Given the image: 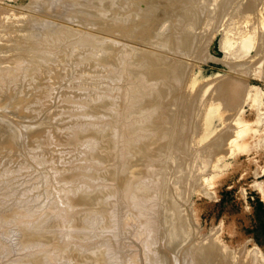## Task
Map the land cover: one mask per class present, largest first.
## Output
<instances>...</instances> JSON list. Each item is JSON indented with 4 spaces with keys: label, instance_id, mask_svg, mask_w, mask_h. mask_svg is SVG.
<instances>
[{
    "label": "bare ground",
    "instance_id": "obj_1",
    "mask_svg": "<svg viewBox=\"0 0 264 264\" xmlns=\"http://www.w3.org/2000/svg\"><path fill=\"white\" fill-rule=\"evenodd\" d=\"M242 2H19L36 11L30 20L0 4V264H253L195 240L180 183L196 181L188 168L203 173L246 147L237 139L252 129L243 105L253 87L235 75L216 80L234 124L203 143L221 111L213 94L204 98L212 82L188 72L196 31L224 19L220 45L241 33L248 49L253 36L244 57L264 61V0H245L253 14ZM129 152L140 163L126 164ZM112 170L127 179L114 182Z\"/></svg>",
    "mask_w": 264,
    "mask_h": 264
},
{
    "label": "rangeland",
    "instance_id": "obj_2",
    "mask_svg": "<svg viewBox=\"0 0 264 264\" xmlns=\"http://www.w3.org/2000/svg\"><path fill=\"white\" fill-rule=\"evenodd\" d=\"M19 2H22L25 5L29 2V0H0V4L3 6L2 8L4 9L5 6H9L8 8L13 9L10 10L12 13L16 12L18 14L17 15L15 13L17 17L19 15H23L26 18V11H28L27 13H34V15H37L35 10H30L28 7L22 10L23 8L19 6ZM2 8L0 9L1 11L3 10ZM240 8L245 9L244 11L248 14H253V10L246 9L245 0H243L241 3ZM42 12L40 14H42ZM30 14L28 15L27 19H29ZM45 15L49 16V14H42V17L46 18ZM56 17L57 16L52 15V17H47V19L55 21L56 24H54L57 26V21L60 20L61 22L59 23H62V19H58L61 18L59 16L57 18ZM29 20H26L25 22L22 21L21 24H23V27H25L23 30L30 28L29 26L32 25L33 22L30 21L31 25L28 26ZM224 20L219 23L213 22L208 27L206 26L200 28L201 30L203 29L205 34L203 31H200V29L196 31V37L201 39H197V41L199 40L201 42L196 41L197 49L193 51V55L191 54V56L188 57V72L197 75L198 85L201 83L205 84L212 82V85L208 89H202L204 98H209L214 92H216L215 89L217 88V79H228L230 78V75L243 78V81H246L250 87H253L251 89L252 95L250 94L249 96L250 100H245L247 102H245L243 105L246 111V116L249 119V122H251L250 127H252V129H250L248 133L245 134L246 136H240L237 139V141L241 139L238 142L246 144V147L239 149L237 148L236 150L234 149L232 154L226 155L224 159H220L216 161V163L214 161L211 162L212 157L210 156L209 162H211V166L207 165L208 168L206 167V170H204L203 173V169H200L198 164V168L201 170L199 172L198 168L196 167L197 165H194V170L192 169L193 166L191 169L188 168V170H185L186 172H184V174H190L191 176L193 175L192 177L193 179H196V181H189L191 184L188 182H180L183 188L182 193L184 194H182L183 197L181 202L186 208L187 215L189 217V220L187 221V225L189 227L188 230H191L196 241L215 242L219 248L229 251V253L232 255H237L242 263L250 262L253 264H261L262 258H258L260 255L255 253L257 251L256 249H259L260 252L264 253V61L258 59V61L255 60L254 63H249L247 61V57H244L246 53L253 54L255 52V44L257 43V39H255L253 36L249 39L247 38L248 40H243V44H247L249 42L248 45L250 44L251 47H247L248 49L245 48L246 46L244 47L242 45L241 33L233 34L235 37L232 36L230 44H227L226 42V45H220L222 44L220 42H223L221 41L223 29L222 26L220 27V23L223 25L226 22V19ZM25 23L27 24L26 26L28 28H26ZM72 24H74L72 25V28L73 26L74 28L77 27L75 23ZM242 46L243 49L245 48L244 51H242ZM60 47L62 46H58L59 49L57 51L60 50ZM61 49L65 50L64 47ZM97 49L98 51L96 53H94L96 51L95 48H92L94 52H91L96 55L97 53L100 54L101 52H105L104 48L102 50H100V48ZM226 49L228 50L226 51ZM245 50H247V52ZM99 51L101 52L99 53ZM92 54L91 57L95 56ZM91 57H87L88 59L86 61L88 62L89 67H92L90 65L95 64L92 60L90 62L91 64L89 63V59ZM259 90L261 91L259 94L261 103L252 104L251 99L253 98V95H255L254 93H259ZM213 96L217 101L215 102L217 103V107L220 109L221 113L219 116L215 112L214 116L212 117V121L214 126L217 128L215 130L216 132H214L211 137H208L205 141H203V143L209 142L214 138H222V132H224V134L228 132L230 124L234 122L232 118L230 119L229 117V105L227 102L223 98L217 99L215 94H213ZM258 107L260 108L259 112L257 111ZM225 119L226 123H224ZM108 133L106 134L108 135ZM69 148L71 149V147ZM72 148L75 149L74 145ZM73 149L71 150L73 151ZM129 155H132L133 157L135 154L133 152H129ZM132 157L129 159V163L126 164H131L132 166V164L136 163L135 165H137V163H140L138 156V161L136 158L133 157L135 159L134 160ZM132 159L133 161H131ZM67 160L68 159H66L64 162H67ZM140 161L144 162L147 161V159L143 160V158L140 157ZM106 162H108V164L111 163L110 165H112L116 162V158L111 160L108 159ZM138 166L139 168H143V165L142 167L140 164ZM167 169L169 170L168 167ZM171 169L172 167H170V170ZM174 169L175 167L173 170ZM141 171H144V168ZM118 173L119 172L114 170L111 172L113 176L111 177L113 181V178H116L115 181L118 180L121 182L123 180H119V178L121 176L124 177V175L121 174L120 176V173ZM196 173L198 176L200 174L199 177H203V175H205L203 177L204 180H199V178L196 177ZM114 174L117 177L114 176ZM186 175H183L185 176L184 179L186 178ZM194 175L196 178H194ZM197 180L199 181V184ZM74 181L75 180H71L70 183H74ZM193 182H195V185ZM69 196L72 197V200L69 201L71 205L74 197L71 194ZM73 204L75 206L74 201L72 202L71 210L73 213H75V211H78V209H74L75 207ZM257 255L259 256L257 257Z\"/></svg>",
    "mask_w": 264,
    "mask_h": 264
}]
</instances>
